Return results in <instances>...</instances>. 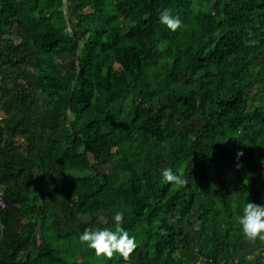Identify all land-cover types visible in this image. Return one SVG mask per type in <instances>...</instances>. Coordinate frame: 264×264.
<instances>
[{
	"label": "trees",
	"instance_id": "16d2710c",
	"mask_svg": "<svg viewBox=\"0 0 264 264\" xmlns=\"http://www.w3.org/2000/svg\"><path fill=\"white\" fill-rule=\"evenodd\" d=\"M0 197V264H264V0H0Z\"/></svg>",
	"mask_w": 264,
	"mask_h": 264
},
{
	"label": "clouds",
	"instance_id": "9594fccd",
	"mask_svg": "<svg viewBox=\"0 0 264 264\" xmlns=\"http://www.w3.org/2000/svg\"><path fill=\"white\" fill-rule=\"evenodd\" d=\"M159 20L166 25L171 31H176L181 27V20L172 15L171 9H164L160 12ZM243 152H238L237 156H242ZM238 168L240 164L236 165ZM163 179L166 183L178 186L187 185V179L174 173L171 169L165 168L162 172ZM116 230L105 229H85L79 239L82 243L95 251L96 256L111 258L114 253H119L127 261L134 250L137 248L135 236H130L128 231L121 227L124 220V213L117 211L113 217ZM239 225L242 228V234L251 241L259 239L264 241V205H258L247 202L243 209V215L239 217ZM0 225V229H2ZM164 234V233H162Z\"/></svg>",
	"mask_w": 264,
	"mask_h": 264
},
{
	"label": "built area",
	"instance_id": "2783aa9c",
	"mask_svg": "<svg viewBox=\"0 0 264 264\" xmlns=\"http://www.w3.org/2000/svg\"><path fill=\"white\" fill-rule=\"evenodd\" d=\"M0 204L3 206L4 205V202L1 200V197H0Z\"/></svg>",
	"mask_w": 264,
	"mask_h": 264
},
{
	"label": "water",
	"instance_id": "95a60500",
	"mask_svg": "<svg viewBox=\"0 0 264 264\" xmlns=\"http://www.w3.org/2000/svg\"><path fill=\"white\" fill-rule=\"evenodd\" d=\"M65 12H66V9H65ZM69 26V30L71 31V27H70V25H68Z\"/></svg>",
	"mask_w": 264,
	"mask_h": 264
}]
</instances>
